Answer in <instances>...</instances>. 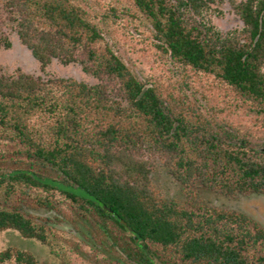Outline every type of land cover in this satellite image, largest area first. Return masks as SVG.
Wrapping results in <instances>:
<instances>
[{"label": "trees", "instance_id": "obj_1", "mask_svg": "<svg viewBox=\"0 0 264 264\" xmlns=\"http://www.w3.org/2000/svg\"><path fill=\"white\" fill-rule=\"evenodd\" d=\"M128 1L134 11H125L150 23L174 63L213 76L238 104L264 113V0ZM223 4L241 26L224 32L215 25L210 12ZM2 22L42 68L53 59L76 62L98 82L6 74L0 66V230L54 250V227L24 205L65 214L62 198L82 216L84 238L90 231L113 261L126 254L140 264H264V227L204 202L198 190L264 194V142L254 145L166 87L141 81L87 0H0ZM2 46L11 43L1 32ZM147 155L162 158L187 205L154 188ZM0 264L39 261L9 247Z\"/></svg>", "mask_w": 264, "mask_h": 264}, {"label": "rangeland", "instance_id": "obj_2", "mask_svg": "<svg viewBox=\"0 0 264 264\" xmlns=\"http://www.w3.org/2000/svg\"><path fill=\"white\" fill-rule=\"evenodd\" d=\"M92 9L103 22L104 35L114 51L122 58L130 70L148 85L158 83L175 95L194 104L210 120L238 131L251 140L252 144L264 142V113L252 112L247 106L238 104L233 93L220 85L211 75L197 73L192 69H183L157 47L150 23L141 15L131 16L134 8L128 0H87ZM111 7H117V12ZM130 9L125 11L126 9ZM213 22L222 31L242 25L238 15L229 4H223L217 11L210 12ZM7 35L11 43L9 48H0V66L3 73L14 74L18 70L34 75L47 77L59 75L73 77L91 84L98 79L86 73L79 63L63 64L53 59L45 68L24 45L17 33L7 22L0 23V33ZM207 99H206V98ZM10 145H2L7 148ZM145 158L153 162L150 165V179L154 188L162 196L186 204V195L180 182L171 175L158 155H147ZM201 199L213 206L236 210L258 221L264 227V194L246 193L228 195L217 189L200 186ZM18 199V198H17ZM14 199V202H17ZM61 208L65 212L50 211L46 208H33L31 200H27L24 209L35 219L46 221L49 227H54L51 244L42 243L36 238L24 237L15 229L0 230V252L12 247L31 252L39 264H120L110 260L102 247L94 246L90 238H84L78 224L81 215L69 206L62 198ZM36 219V220H37ZM37 220V221H38ZM79 225V226H78ZM80 230V235L75 232ZM55 235L59 236L55 238ZM80 251L85 252L84 255ZM57 252V253H56Z\"/></svg>", "mask_w": 264, "mask_h": 264}, {"label": "flooded vegetation", "instance_id": "obj_3", "mask_svg": "<svg viewBox=\"0 0 264 264\" xmlns=\"http://www.w3.org/2000/svg\"><path fill=\"white\" fill-rule=\"evenodd\" d=\"M75 232L80 235V230L79 229H75ZM104 257H108V258H117V256L115 255H105ZM123 259H120V264H132V263H135V264H140L139 261H137V259L135 258H130L129 255H126V254H123V256L121 257Z\"/></svg>", "mask_w": 264, "mask_h": 264}, {"label": "water", "instance_id": "obj_4", "mask_svg": "<svg viewBox=\"0 0 264 264\" xmlns=\"http://www.w3.org/2000/svg\"><path fill=\"white\" fill-rule=\"evenodd\" d=\"M146 88H147V86L144 87V90H145ZM144 90H143V91H144ZM106 209H107L108 211L113 212V210H112L110 207H106ZM122 221H123V220H122ZM123 223H124L125 225H127L126 222L123 221Z\"/></svg>", "mask_w": 264, "mask_h": 264}]
</instances>
